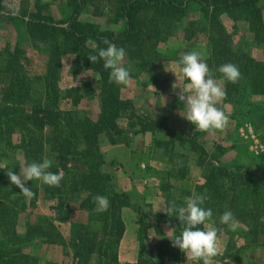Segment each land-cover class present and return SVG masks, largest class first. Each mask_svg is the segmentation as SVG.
Masks as SVG:
<instances>
[{
    "label": "trees",
    "instance_id": "16d2710c",
    "mask_svg": "<svg viewBox=\"0 0 264 264\" xmlns=\"http://www.w3.org/2000/svg\"><path fill=\"white\" fill-rule=\"evenodd\" d=\"M43 1L34 0L30 5L28 1H23L21 8L14 10L9 9L4 0H0V18L24 22L33 46L41 48L46 56L43 75L31 77L27 69L28 60L23 57L17 44L12 47L7 44L4 50H0V147H3L0 148V157L7 156L6 151L11 149L13 153H22L23 166L26 162H41L47 145L57 162L50 171L62 174L63 180L60 187L43 184L45 196L54 202L53 217L38 215L34 221L25 223L24 233L20 234L17 231L18 216L35 204L38 191L36 181H29L26 185L34 193L27 200L10 183L6 175V170L10 167L0 166V264H38V259L30 255L28 250L44 244L69 247L72 251L71 264H119L118 246L125 229L121 212L125 208H131L132 204L126 194L113 190L110 176L103 173L101 168L104 160L99 143L103 135L109 143H117L116 139L122 133L117 121L122 115H127L129 128L140 126L143 133L161 134L169 138L167 141H152L156 146H163L169 159L167 177L182 180L186 174L184 168L177 167L184 161L169 158L168 153H171L175 141L180 146L188 145L199 154L198 163L203 167L204 182L195 187V191L208 197L204 207L212 209L215 226H220L219 217L226 210H230L238 220L235 230H227L229 239L225 252L214 259L218 258L223 264H242L238 242L242 241L249 246L261 239L258 245L264 246V178L240 163L230 169L229 164L219 161V155L226 152L224 147L215 145L213 153L209 154L198 145L194 135L187 138L176 134L165 118L156 122L149 121L148 115H140L131 101L120 98L123 86L108 82L109 71L104 69L103 62L92 64L87 58L89 54H96L90 41L105 48L103 41L108 39L117 47L125 49L129 61L140 69L147 68L149 47L157 48L159 44L167 43L176 35L179 24H184L183 40L190 42L195 23L186 20L189 9L185 0H53L65 3L69 9V16L59 21H54L47 14L48 5ZM107 1L111 4L117 21L124 23L119 38L112 31L100 30L95 23L80 20L87 7H90L92 17L103 16ZM262 1L264 0L196 1V6L202 11L209 27V54L204 62L215 73V79L222 80L223 90L226 92L225 101L233 105L245 99L242 88L245 79L252 82L256 94H264V62L257 63L247 57L243 63L233 49L231 36L225 31L220 18L226 15L233 22L243 21L251 29L254 40L264 43V21L260 8ZM29 8L32 10L29 11ZM74 53L78 58L73 63L77 72L85 70L98 75L100 110L94 121L81 116L78 111H63L58 107L60 60L64 55ZM180 58L174 51L171 57L162 60L178 62ZM225 63L238 66L241 73L238 83L224 80L217 71ZM183 79L188 83L184 76ZM35 84L42 85V91L36 97L33 87ZM67 92L69 94L70 91ZM85 92L91 93L90 90ZM70 163L82 165L84 171L69 169ZM19 167L15 163L17 171ZM174 189L167 182L160 185V190L169 196H173L171 191ZM96 195L108 197L110 206L107 211L98 213L94 210L96 205L93 198ZM183 195L189 197L192 194L186 191ZM173 199L177 206L186 204L181 196H174ZM70 200L76 202L79 212L88 215L86 224L71 222L70 216L74 210L68 209ZM169 202L170 198L166 201L167 205ZM148 218L155 222L163 218L170 223L174 222L177 226L175 235L182 231V227L176 218L165 214L139 215V252L136 264H165L166 256L170 259L172 255L160 248L156 253L152 252L147 233ZM67 221L70 225V237L68 243H65L58 225ZM200 227L202 230L203 225Z\"/></svg>",
    "mask_w": 264,
    "mask_h": 264
},
{
    "label": "rangeland",
    "instance_id": "374dc122",
    "mask_svg": "<svg viewBox=\"0 0 264 264\" xmlns=\"http://www.w3.org/2000/svg\"><path fill=\"white\" fill-rule=\"evenodd\" d=\"M23 1H28L30 5L34 0H4L7 7L14 10H18L19 8H21L20 6L22 5ZM196 1L198 0H185L189 9L186 20L188 22L192 21L195 23L192 28L193 31L191 33L190 42H186L185 40H183L184 34L182 29L184 27V24H179L176 35L170 38L167 43H161L157 48L149 47V58L146 59L149 63L147 66L148 69L145 70L146 74L143 76V79H145V86L150 81V78H152L153 80L155 79V77L153 76L150 77L151 72L154 69V64L166 57H171L174 51H176L181 57L185 53L197 51L200 53V59L203 62L208 57L209 27L208 24H206L207 22L203 17L202 11L199 7L196 6ZM43 2L48 5V9L46 12L53 18L54 21L65 20L69 16V9L68 7H66L65 3L53 0H44ZM104 6L105 10L103 16L98 18L92 17L90 15L91 9L90 7H87L85 10H83L80 16V20L82 22L95 23L99 26L100 30L112 31L115 34L116 38H119L124 29V23L120 20L117 21V18L112 12V6L108 3V1ZM260 8L264 21V1L260 3ZM31 10L32 8H29V11ZM220 22L223 25L225 31L228 32V34L231 36L232 47L238 54V56L243 60V63H245L247 57L251 58L257 63L264 62V43L254 40L251 29L246 23H244L243 21L233 22L226 15L221 16ZM7 44H9L11 47L16 44L19 46L22 51V55H24L23 57L28 60L29 65L27 66V69L30 72L31 77L43 75L46 63L45 53L42 52L41 48L33 46L26 32V25L24 22H21L19 20H6L0 18V50H4ZM76 61H78V58L76 56L74 58L73 55H64L60 60V67L58 70L59 75L57 81V86L60 91L58 107L63 111H78L81 116L88 117L90 120L94 121L96 120L100 110V102L98 96L99 86L97 83L98 75L93 73L92 71L81 70L77 72L73 66V63ZM173 62L174 64H178V62L176 61ZM123 65L130 70L131 74H138L139 72H141L137 65L128 60L127 54ZM243 79L244 77L242 78V80ZM165 80L167 81V79ZM216 80L218 85L223 89L222 80ZM164 81L160 83L168 88V82L164 83ZM243 81L245 82L242 83V88L244 89L243 95L245 99L240 100V102L236 105L228 103L227 101H225V99L222 100V104L226 105L227 107L222 111L228 117V124L224 128L225 131H223V134L220 133L219 130H215L211 134L202 132L198 129L196 130L195 125L191 124L182 117L186 115L183 110L184 105L183 103L177 102L178 99L176 100V102L175 98L173 100V96H175V94L171 91H168L167 93H165V95H163L166 96V99L162 98V101L164 103L162 104V106H160V108H151L144 110L140 109L143 111H141V113H138L140 115H148L149 121L151 120L158 122L162 118H165L167 120L168 126L172 128L176 134L178 133L179 135H181V132L186 131L185 133L189 136L187 138H190L194 135L196 137L198 145L205 149L209 154L213 153L215 145H219L217 144L215 138L217 137V140H219V143L221 145H226L224 147L226 149V152L223 153V155H219V161H221L223 164H229V166H231L230 169H233L236 164L240 163V165L244 167H250L253 172L264 178V94H256L257 91H254L256 89L254 88L250 80L245 79ZM33 87L35 88L36 92L34 93V97H36L37 94L39 96V93L42 91V85L35 84L33 85ZM125 87L126 86H123V88L120 89V98L122 100H129V98H127L125 92L123 91ZM68 90L70 91V95L67 92ZM89 90L91 91V93L85 92ZM147 96L145 102L147 103L148 99L149 102L152 103L151 107H153V103L156 97H153V95L150 93L147 94ZM220 103L221 102L216 105L218 108L220 106ZM117 123L119 129L122 131L120 136L116 139L117 143H109L106 136L104 135L101 136L99 143L100 150L106 144L119 145L121 147V150H119L118 153L119 156H117V158H114V155L111 151L112 163H110L109 166L106 165L105 167V169L109 173H106L103 170L105 162L101 168L103 173H106L110 176L114 191L116 190L114 186L117 183V179H115L114 175H116L118 171L123 174L122 177H124V175L128 177H135L136 175H139L140 178L145 177L146 179H150L152 181H148V183H151L150 185H152L153 182L156 183L155 187L158 186L159 190L161 183H169L175 188L171 191L173 196H169L167 193L164 194V192L160 190L165 197V202L167 201V199L169 200V198L171 202H174V196H181V199L184 202V192H197L194 190L195 187L198 186L197 184H195V182L197 183L201 181L199 179V176L203 180V167L198 163L200 157L196 151H192L188 145L180 146L178 142L175 141L172 150H170L171 153H168L170 154L169 158L175 159L178 162L184 161V163L179 164L177 167L184 168L186 174L184 179L174 180L166 176V171L167 169H169V159L164 152L165 150L163 149V146H156L152 142L153 139L167 141L169 138L167 136H162L161 134L152 135L150 132L143 133L140 131V126L129 128V119L127 115H122L118 119ZM191 132H194L193 135H191ZM181 136H183V134ZM129 143H131L132 147L135 148L134 150L132 149V147L128 146ZM143 146L145 147V149ZM168 148L170 149V147ZM104 151L106 153L110 152L106 150ZM101 153L103 156L102 150ZM6 154L7 156L3 158L0 157V166L3 168L7 166H9L10 168L13 167V171L16 173L17 169H15V163L19 164L20 167H23L24 164L22 153H13V151L9 149L6 151ZM44 158L52 159L53 164L57 163L50 151V147L47 145L44 149ZM205 161L209 162L208 159H205ZM68 168L79 172L84 171V167L80 164L70 163L68 164ZM16 174H19V171H17ZM122 177L119 180L121 185L124 184L123 180H121ZM28 183L29 181L26 183V185H28ZM35 185L38 189L36 193L37 198L35 204L33 206H29V208L26 209L25 212H22L18 216L17 231L20 234L24 233L25 223L27 221H34L38 215L52 218L55 212L52 210L54 202L52 200H48V198L45 196V193L43 192V183L40 181H36ZM136 187H138L137 184H135V190H133L134 194L132 195L137 201L134 204L131 203L132 207L130 209L132 211L137 210L139 212V215H144L147 213L149 208H147L145 205L143 206V208H141L136 204L145 203V199L142 198L140 192L136 189ZM152 194H154L153 191ZM171 202H169L168 204H170ZM76 207V202L70 200L68 209L74 210L71 213L72 215L70 216L72 220L71 222L86 224L88 215L83 212H79ZM150 211H153V208L151 209L150 207L149 212ZM146 223L148 224L149 228L150 225H153V223H155V221L148 218L146 220ZM55 224H57V222ZM59 224L60 225L57 224L59 229L58 231L61 233L63 241L65 243H68L70 237L69 222L67 221ZM210 225L212 227H216L212 223H210ZM95 227L99 229L98 225H96ZM219 227L222 226L220 225ZM227 230L228 229L225 228L224 234L219 235L218 247L220 246L219 241L221 242V239L224 241L225 239H229ZM260 240L261 239L257 240L254 243H251V245L249 246L242 241L238 242L237 247L238 249H240L239 253L242 264H264V246L258 245ZM152 244L150 242L152 252L154 253V244ZM28 252L30 255L38 259V263L39 261H41L42 264L72 263L71 249L69 247L64 248L63 246L58 244L39 245L31 248V250H28Z\"/></svg>",
    "mask_w": 264,
    "mask_h": 264
},
{
    "label": "clouds",
    "instance_id": "9594fccd",
    "mask_svg": "<svg viewBox=\"0 0 264 264\" xmlns=\"http://www.w3.org/2000/svg\"><path fill=\"white\" fill-rule=\"evenodd\" d=\"M93 51L96 54H89L87 58L92 64L103 62L105 70L109 71V83H115L118 86H126L131 80L130 70L123 65L126 57V51L123 47H117L108 39H104L105 48L99 47L91 42ZM75 58V53L73 54ZM182 65L181 71L188 83L180 93L178 99L183 103V110L186 115L182 116L188 122L195 125L196 130L205 133H213L215 130H223L228 124V117L216 105L226 98V92L218 85L215 79V73L209 68L206 62L200 59V53L191 51L183 54L178 61ZM222 78L230 83H238L241 73L238 66L233 63H225L217 70ZM173 84V89L177 88ZM191 93V94H189ZM53 160L44 158L41 162L32 161L19 167V174L13 171V167L6 170V175L12 185H15L20 194L25 198L34 196L32 189L26 187L28 181H40L49 187H60L63 180L62 174H57L50 169ZM208 197L204 194L193 192L186 198L185 206H177L171 202L162 211L168 217L176 218L182 231L169 240L172 246L183 252L187 260L194 264H217L215 257L219 253L218 237L223 235L224 227H212L208 230H201L202 225L216 221L213 219L211 208L204 207ZM96 205L94 209L98 213L108 210L110 201L107 196L96 195L93 198ZM161 211V210H160ZM219 224L226 226L228 230H235L238 226V220L230 210H226L219 217ZM172 228L166 234L174 231Z\"/></svg>",
    "mask_w": 264,
    "mask_h": 264
},
{
    "label": "crops",
    "instance_id": "0c3cea01",
    "mask_svg": "<svg viewBox=\"0 0 264 264\" xmlns=\"http://www.w3.org/2000/svg\"><path fill=\"white\" fill-rule=\"evenodd\" d=\"M146 69H148V68L140 69L141 72H139L138 74L132 73L131 74V80H130L129 84L126 85L127 88L125 87L123 89L127 98H129V100L132 102L134 109L137 112L141 113V111H143L144 109L160 108V106H162V104L164 103L162 101V98L166 99V96H163V95H165V93H167L168 91L173 92L175 94V96H177V97L173 96V100L175 98V102H176V100L178 99V94L180 93V88L183 90L187 84L184 82L183 74L181 71V66H179L176 63L174 64L173 61L161 60L159 62H156L154 64V69L151 72V76H150V77H152V76L155 77V79L153 80L152 78H150V81L145 86L144 85L145 79H143V76L146 74V72H145ZM165 79H167V81ZM162 81H164V83L168 82V84H167V85H169L168 88L160 83ZM173 84H176L175 86L177 88L173 89ZM149 93L152 94L153 97H156V99L154 100V103H153L154 104L153 107H151L152 103L149 102L148 99H147V103L145 102L146 96ZM189 94H191V93H189ZM147 97H149V96H147ZM177 102L181 103L179 101V99ZM220 108H221V110L227 108L226 105L222 104V101H221L220 106H219V109ZM140 109H143V110H140ZM181 122H182V120H181ZM223 131H225V130L224 129L219 130V132L222 134H223ZM185 132H181V135L183 134V136L189 137ZM193 133L194 132H191V135H193ZM215 138H216L217 144L221 145L219 143V140H217V137H215ZM128 146L132 147V144L129 143ZM221 146L225 147L226 145H221ZM132 149L134 150L135 148L132 147ZM144 149H145V147H144ZM101 150L103 152V159L105 162L103 170H104V172L109 173L105 169V167H106V165L109 166V164L112 163L111 151L114 155V158H117V156H119L118 153H119V150H121V147L119 145H107L106 144L102 147ZM104 150L110 151V152L106 153ZM120 162H122V161H120ZM122 175L123 174L121 172H118V171H117V174L114 175L115 179H117V183L114 186V188H116V190H115L116 192L126 193L130 198V202L132 204H134L137 200L135 199V197H133L132 194H134L133 190H135L134 189L135 184H137L138 187H136V189L140 192V195L142 196V198L145 199V203H143V204L142 203H136V204L138 206H140L141 208H143V206L145 205L147 208H149V210H150V207H151V209L153 208V211L149 212V210H148L146 214H148V213L149 214L151 213L154 215L165 214L162 211V209H165L167 207V203L165 202V197H164L163 193L159 190L158 186L155 187L156 183L153 182L152 185H150L151 183H148V181L151 182L152 180L146 179L145 177L140 178L139 175H136L135 177H132V176L128 177L126 175H124V177H122ZM121 177H122L121 180H123V183H124L123 185H121L119 182ZM199 179L201 181L197 182V183L195 182V184H197L198 186H201L203 184V180L200 176H199ZM126 182H127V184H126ZM131 190H132V192H131ZM152 191L154 192V194H152ZM155 191H156V193H155ZM189 193L192 194V191H189ZM186 198L187 197H184V203H186ZM121 217H122V221H123L125 229H124L123 237L121 238V240L119 242V246H118V252H117L118 253V262H119V264H136L137 260H138V252H139L138 241H137V235L139 232V224H138L139 212L137 210L132 211L130 208H125L121 212ZM175 227H177V226L175 225L174 222L170 223L167 219H164V218L160 219L158 222L153 223V225H150L147 233H148V237H149L151 244L152 243L154 244V245L152 244L153 249H154V253H156V250L158 248H160L163 251H165L166 253L172 255V258H170V259H168L166 256L165 264H194V262H192L191 260H187L185 254L183 252H181L178 248H175L172 246V243L169 239L172 238L173 236H175V232L173 231V232L168 233V234H166V233ZM210 228H212L210 223H205L203 225L202 230L203 229L208 230ZM180 232H178V235L180 234ZM227 240L228 239H225V241H224L221 239V242L219 241L220 246L218 247L219 248V253L217 255L218 258H219V256H221L225 252ZM254 251H256V250H254ZM263 251H264V248H263ZM218 258L215 259L217 264H223L221 262V260H218ZM38 264H42V262L39 261ZM201 264H202V262H201Z\"/></svg>",
    "mask_w": 264,
    "mask_h": 264
}]
</instances>
